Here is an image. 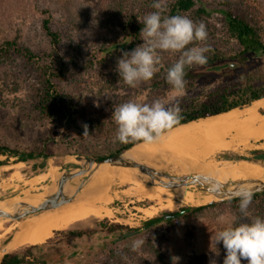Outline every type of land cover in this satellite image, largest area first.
I'll use <instances>...</instances> for the list:
<instances>
[{"label": "rangeland", "instance_id": "rangeland-1", "mask_svg": "<svg viewBox=\"0 0 264 264\" xmlns=\"http://www.w3.org/2000/svg\"><path fill=\"white\" fill-rule=\"evenodd\" d=\"M94 1L0 0V37L14 35L17 30H20V42L23 45H27L38 52H51L52 48L48 37L41 28V19L44 16L43 9L49 8L53 14L54 27L62 35L61 47L63 52L78 57L81 66L79 71L73 72L72 75L75 84L78 85L81 82L84 91L83 95L80 96L78 93L75 96L77 102L75 122L65 117L48 118L35 110L30 87L32 83L36 82V79L29 73L20 75L25 82V87L16 93L4 87L0 79V99L3 104L6 103L5 105L0 104V146L26 151L46 150L48 154H51V157L48 165L38 174L54 169L58 177L64 168H69L76 163L74 155L82 154L97 158L96 155L106 154L115 146L117 128L109 131L108 128L104 127L106 131L103 134L96 133V125L114 122L111 117L113 110L105 99H98L91 94L90 82L96 80L97 72L87 70L84 67L87 60L93 59V56L107 41L115 38L114 30L100 25ZM170 1L172 0H163V4L168 5ZM209 1L216 2L215 5L225 2V0ZM228 1L234 7L246 4L253 6L264 25V0ZM219 17H221L219 13L213 14V20L216 21L221 35L222 23L218 19ZM223 46L228 51L235 47L232 43L229 45L224 43ZM168 54L165 52L162 57L169 62L177 60L178 53L168 52ZM95 61L94 63H96ZM251 61L253 63L259 62L258 58H251ZM261 63L264 67V57L261 58ZM108 70L105 68L104 72ZM236 75L237 73L196 75L189 79L195 86L184 91L183 96L174 95L171 86L151 89V80L137 83L127 94L131 96L130 100L151 103L159 98L169 104H174L187 96L205 97L216 87L235 83ZM84 124L88 125L89 134L87 136L83 135ZM260 148L264 149V140ZM234 151L239 154L250 155V150L245 149L244 146L237 145ZM224 152V150L217 152L213 158L223 159L220 156ZM169 162L165 169L174 174L196 172V169L184 170L183 172L182 165L186 162L181 159L172 157L169 158ZM130 172L125 168H114L116 179L110 185L112 198L107 205L110 210L108 216L93 219L92 224L87 226L77 224L62 229V233L54 234L49 243L32 250L29 257L31 264H173L172 257L177 258L176 264H210L213 259L217 261V264H223L225 250L222 244L216 245L215 234L224 227L233 224L234 217L228 210H206L190 226H178L173 231H165L161 228L162 224L142 229L145 221L152 217L177 211L182 207L199 206L202 203L197 205L187 203L182 198L178 199L175 191L170 190L172 195H164L165 198L175 200L178 205L175 210L165 209L163 205L166 204V201L159 203L158 200L143 199L144 184L142 182L133 183L129 176ZM36 175L33 161L25 162L14 156L0 154V198L11 200L22 199L26 196H40L45 193V189L55 185V180H50V178L32 185L30 180ZM192 191L200 196L207 194L204 191ZM153 211L156 214L149 216L148 213ZM18 222L20 221L3 222L4 229L0 230V256L4 243L18 229L17 226H14ZM102 222L106 223V226L102 227ZM114 223L131 228H140V230L127 234L125 238L115 240L114 238L120 236L121 232L118 231L113 235H108L106 232L107 227ZM157 228L165 233V240L161 246L165 255L164 262L144 251L132 252V255L120 263L111 261L109 255L112 250H122L126 244L137 239L146 243L152 238ZM68 230H97L99 232L78 237L68 233ZM242 264H246V261H242Z\"/></svg>", "mask_w": 264, "mask_h": 264}, {"label": "trees", "instance_id": "trees-1", "mask_svg": "<svg viewBox=\"0 0 264 264\" xmlns=\"http://www.w3.org/2000/svg\"><path fill=\"white\" fill-rule=\"evenodd\" d=\"M153 0H95L94 5L99 15V23L104 28L115 31V38L107 41L93 59L87 60L84 67L87 70L96 71V77L91 84V94L98 99H105L113 110L114 107L130 100L127 94L131 90L120 79L117 68V59L121 56V49L131 50L141 43L140 30L143 25L139 18L155 11L151 7ZM209 0H172L165 5L167 15H185L193 21H203L207 25L208 37L204 42H198L192 46H209L212 51L207 53L208 63L203 66L195 65L187 69L186 90L195 86L190 82V78L204 73L232 74L237 73L235 83L225 84L213 89L207 96H187L181 101H177L182 109L183 119L173 128L186 124L200 118L228 112L234 108H243L250 105L255 100L264 98V67L261 58L264 57V25L258 16L257 10L248 4L234 7L228 0L217 3ZM218 6V7H217ZM219 13L218 19L222 23L220 35L219 27L213 14ZM44 16L41 19V28L48 37L51 52L35 51L20 42L21 32L17 30L14 35H3L0 37V79L4 87L16 93L25 87V82L21 78L22 73H29L36 79L32 83L30 91L33 94L35 110L48 118L65 117L75 122L77 117V102L75 96L83 95L81 82L78 85L73 80V72L79 71L80 63L78 57L70 56L63 52L61 32L55 29L53 24V14L49 8L43 9ZM220 35V36H218ZM233 44L235 47L230 51L226 50L223 44ZM164 53H162V56ZM167 55L168 52H167ZM179 53L177 59L179 58ZM251 58H258V63H253ZM163 58L165 65L156 77L151 79V89H160L170 86L166 82V68L170 67L174 61H167ZM94 60H96L94 63ZM108 68L107 72L104 69ZM75 75V74H74ZM30 77V76H28ZM31 78V77H30ZM193 81V80H192ZM78 91V92H77ZM136 91V90H134ZM125 92V94H123ZM0 99V104H3ZM176 102V103H177ZM4 103L3 105H5ZM264 113V110L261 111ZM102 127V128H101ZM108 128L109 131L116 129L115 122L103 125H96V133L103 134ZM172 128V129H173ZM111 129V130H110ZM142 141L121 144L115 139L113 149L103 155H96L97 158L118 153ZM0 154L14 156L22 161H33L35 173L42 171L49 162L51 154L46 150H21L0 146ZM250 155H243L235 151H225L220 157L230 160H262L264 161V149H254L249 151ZM3 163V162H1ZM239 200L232 198L219 203L207 204L195 207H182L177 211L163 213L145 221L144 228L162 224L165 231H173L178 226L188 227L192 222L206 210L226 209L234 217V223L238 222L241 214L238 208ZM250 216L264 217V192L255 193L252 204L249 208ZM172 215L167 218L166 215ZM102 227L106 223H101ZM140 228H131L123 224H110L107 227V234L113 235L121 232L115 240L125 238L131 232H138ZM78 237L86 234H95L99 231H67ZM62 230H55L54 234H60ZM11 238V237H10ZM8 238L6 242L10 239ZM53 239L50 237L46 242L36 245H28L14 252L5 253L0 264H31L29 257L34 248L42 247ZM165 240V233L158 228L151 239L143 243L138 251L152 254L155 258L165 261L162 251V243ZM131 243L126 244L122 250H112L109 258L114 263H120L132 255Z\"/></svg>", "mask_w": 264, "mask_h": 264}, {"label": "clouds", "instance_id": "clouds-1", "mask_svg": "<svg viewBox=\"0 0 264 264\" xmlns=\"http://www.w3.org/2000/svg\"><path fill=\"white\" fill-rule=\"evenodd\" d=\"M155 9L139 18L141 43L131 50L121 49L116 70L125 84L135 87L137 83L151 80L165 67L162 53H179V58L166 68V82L176 96H183L186 88L187 69L208 63L209 46H192L204 42L208 37L207 25L193 21L185 15H167L163 0H153ZM112 119L117 125L116 141L121 144L142 141L154 143L183 119L180 104H169L157 98L151 103L129 100L113 108ZM83 135L89 134L88 125H83ZM254 191L245 186L238 187L233 197L239 200L241 218L215 234L216 245L223 246V264H264V217L250 216ZM202 222H204L202 220ZM205 223V222H204ZM142 240H133L131 251H138ZM173 264L177 258L172 257ZM210 264H217L215 259Z\"/></svg>", "mask_w": 264, "mask_h": 264}, {"label": "bare ground", "instance_id": "bare-ground-1", "mask_svg": "<svg viewBox=\"0 0 264 264\" xmlns=\"http://www.w3.org/2000/svg\"><path fill=\"white\" fill-rule=\"evenodd\" d=\"M261 108H264L263 97L252 102L246 108H234L228 112L181 124L167 131L162 139L154 143L141 142L136 144L130 149V154L138 159L149 162V164L159 169L168 167L170 163L169 158L181 159L186 162L182 165L183 172L184 170L196 169L198 172L211 175L219 180L262 178L264 177V165L260 163L251 162L246 159L218 160L213 158L219 151L235 148L233 140L229 141L225 139L230 130L235 128L240 129L246 125L251 126L257 122L263 125L264 113L260 114L258 112ZM250 128L248 132H251ZM251 135L253 136V134H244L241 136V139H244V137L249 138ZM258 135L260 136V134ZM114 168H101L74 202L15 224L14 226H17L18 229L8 249L17 250L28 245L42 244L54 235L55 230L70 228L77 224L87 226L93 219L108 216L110 210L107 208V205L112 198L110 195V185L116 179ZM129 171H131L129 176L132 182L136 184L140 183L136 177V173L133 170ZM58 177L56 171L51 169L48 172L37 174L30 180V183L34 185L43 179L50 178V180H56ZM143 184L145 190L142 195L143 199L158 200L159 203L166 201L163 208L168 210H175L178 205L175 200L165 198L164 195H172L170 190L175 191L178 199L182 198L187 203L194 205L213 200L214 198L213 195L209 194L203 196L196 195L186 187L169 189L163 186L155 187L154 185L148 186L145 183ZM53 187L45 189V193L36 197L39 198L47 194V192L49 193ZM17 200H7L0 203V206H10ZM155 214V211L148 213L149 216ZM3 229L4 224L0 221V230Z\"/></svg>", "mask_w": 264, "mask_h": 264}, {"label": "water", "instance_id": "water-1", "mask_svg": "<svg viewBox=\"0 0 264 264\" xmlns=\"http://www.w3.org/2000/svg\"><path fill=\"white\" fill-rule=\"evenodd\" d=\"M131 148L104 158H95L82 154L74 155L76 163L69 168H64L62 174L55 180V185L49 193L47 192V194L39 198L36 196H26L18 199L10 206H0V221H22L74 202L103 167L133 170L136 173L138 181L145 184L163 186L169 189L186 187L189 191H204L214 196L213 200L203 202L199 206L232 199L234 198V191L240 186L249 187L254 193L264 192V177L219 180L198 171L188 174H174L132 156L130 154ZM248 161L264 165L262 160ZM6 201L0 198V203ZM166 217L170 218L172 215L168 214ZM7 250L8 247H4L2 254L7 253Z\"/></svg>", "mask_w": 264, "mask_h": 264}, {"label": "crops", "instance_id": "crops-1", "mask_svg": "<svg viewBox=\"0 0 264 264\" xmlns=\"http://www.w3.org/2000/svg\"><path fill=\"white\" fill-rule=\"evenodd\" d=\"M262 110H264V108L259 109L258 112L260 114H263L261 112ZM258 123H259V125H258ZM261 124L262 123L257 122V123H255V124H253L251 126L250 125H246L245 127H242L240 129L239 128H235V129L230 130L229 133H231V135H229V133H228L225 136V139L226 140H229V141H232L233 140L232 142H235V148L233 147L230 150H224V151H232V150L234 151L237 148V145L238 146H244L245 149L247 148L249 150L263 149V148H260V147L263 144V140H264V129H262L264 127V123H263V125H261ZM249 127H251L250 128L251 129V132H248ZM260 127H261L262 130L260 129ZM246 133L247 134H253V136L251 135L249 138H245L244 137V139H241V136H243L244 134L247 135ZM258 134H260V136ZM16 231H17V229L15 230V232L13 233V235L11 236V238L9 239L10 242L8 240L7 242L4 243L3 248L6 247V246L8 247L10 245V243L12 242V240L14 238V235H15ZM21 248H23V247H21ZM21 248H19V249H21ZM19 249H17V250H19ZM17 250H10V249H8L7 252H14V251H17ZM3 254L1 255V257L3 256ZM1 257H0V262H1Z\"/></svg>", "mask_w": 264, "mask_h": 264}]
</instances>
